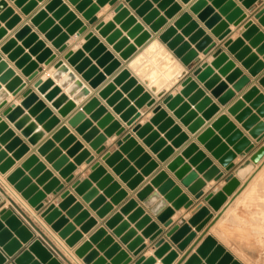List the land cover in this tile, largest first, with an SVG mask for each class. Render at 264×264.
Returning a JSON list of instances; mask_svg holds the SVG:
<instances>
[{"label": "water", "instance_id": "water-1", "mask_svg": "<svg viewBox=\"0 0 264 264\" xmlns=\"http://www.w3.org/2000/svg\"><path fill=\"white\" fill-rule=\"evenodd\" d=\"M18 7L22 8V12L26 15L36 7V2L30 0H14ZM30 1V2H29ZM75 9L82 14L88 21L89 25L95 24V30L106 38V42L114 45V50L122 51L120 57L127 60L135 51L133 46L128 47L127 40L122 38V30L131 29L129 37H139L138 42L146 41L151 37L149 31H144V26L137 23L136 16L131 14V11L125 6V3L135 10V13L142 17L144 22L149 25L150 30L154 33L159 32L167 23L169 19H174L171 26H168L161 34V39L168 43V47L175 51L177 57L181 58L185 66L191 65L196 61L198 52L197 50L204 51L207 55L210 50L215 46L212 40L205 36L202 29H198L197 22L191 21L192 17L189 12L182 11V6L174 0H151L158 4V10L165 12L161 16L158 10L152 9L151 2L146 0H98L96 5L92 0H68ZM187 4L190 0H181ZM243 5L250 9L253 7L257 0H240ZM115 6L116 16L113 22L107 24L103 22L97 23L95 16L99 10V6L108 3ZM210 2V4H209ZM7 3L5 0H0V21H6L8 27L19 20V17L13 15L10 8H6ZM47 11H52V18H48L46 11L37 12L32 18L31 22L38 26L39 30L46 33V38L53 41V46L64 52L67 46L64 44L68 39V34L74 35L76 32L82 34L87 30L81 19H78L76 14L70 11L68 5L63 4L62 0H50L46 6ZM188 10L200 21L207 30L218 40L223 41L230 34V23L238 26L245 18L244 11L237 7L234 0H196ZM178 15V16H177ZM177 18L175 19V17ZM256 18L264 25V8L257 14ZM54 19H59V26L54 25ZM115 23H123L121 30L115 28ZM66 27V32H62L61 28ZM246 31L242 34L243 38H253L251 44H262L259 51L264 52V34L259 32L258 27L252 22H247ZM182 29L183 35H190V41L184 42L182 35H177V30ZM6 35L5 29H0V39ZM24 40L23 47L17 46L18 40ZM86 44L82 50L76 52L68 51L64 54V59L76 67L79 73H82L85 80H89L90 85L97 87L102 82V76L99 75L98 69L91 66L90 61L84 58L83 51H90V57L97 59V66H106V72L114 71L121 64L114 59V56L107 51L106 47L101 44L93 32H88L85 35ZM199 42L196 49H192L190 43ZM29 54H24V47H29ZM224 46L228 51L234 55L235 59L242 62L243 66L250 69V73L256 76L264 68V64L256 63V57L250 55L248 47L244 46L242 39L232 41L227 39ZM0 51L8 55V59L15 61L16 67L23 69L22 73L27 77L28 81H33L37 78L38 64L31 62V54H39L37 60L49 66L57 58V54L52 52L51 49L46 48L43 41L38 40V36L32 33L30 26H23L14 36V38L6 41L0 46ZM213 60L211 63L203 62L199 67L195 68L192 76L187 77L183 84L182 90L176 95H170L164 99L166 107L174 113L181 123L188 126L191 133H196L198 129L204 124V118L212 117L217 111V104L213 103L212 98L206 94V90L210 91L214 97H218L219 101L225 104L232 96L231 92L227 91V82L239 79V87L248 82V79L242 75L240 69L236 68V62L230 58L227 52L222 48L215 50L212 53ZM55 72L50 78L43 80L37 78L34 81V88L38 92L45 95V99L52 103V107L59 110L62 116L68 113L75 107L76 102H81L85 97L90 94L88 88L84 86L81 80L77 79L76 75L70 71L68 65L64 60L59 59L54 63ZM215 70L217 73H215ZM222 77H226V82L222 81ZM125 88L133 89L132 97H139L137 105L142 107L144 104L151 106L155 100L152 96L144 92L142 86L138 85L134 78H130L127 71H122L117 81L128 80ZM60 81V85L55 86V82ZM203 84L200 87L199 83ZM258 83L264 87V74L258 79ZM2 85H5L4 87ZM27 83L22 78L16 75V72L9 68L8 62L0 54V173L6 174L7 171L14 165V159L8 157L7 150L16 148L21 145L18 138H13L14 134L8 129L6 119L11 122L14 127L20 131V134L28 140L32 145H36L45 133L44 128H50L58 120L52 115L50 109L46 108L44 103L33 90L27 88L23 93V100L19 104L13 102L11 105L6 106L9 92L13 96L20 93ZM66 93L62 94V88L68 87ZM206 89V90H205ZM113 91L111 86L105 87L100 93L103 97H109ZM74 95L73 100H69L68 96ZM257 98L254 105H262L259 113L264 115V96L259 94L258 89L253 87L249 90L245 98ZM120 98L119 94L113 95L108 103L113 105ZM126 102H121L115 110L119 113L126 107ZM194 106V109L191 107ZM242 107V102H237L229 111L232 114L237 113ZM93 114V119L100 117L106 113L105 109L100 106V102L96 98H92L83 108L81 112L76 113L70 124L77 127V131L83 135V138L91 143L92 148L97 154L104 151L103 143L106 140L103 136H98L99 130L93 127L92 120H86V113ZM40 113L34 119L33 117ZM155 116L152 119L154 122H161V128H170L168 134L174 137L173 145L180 147L188 140V136L182 133L174 121L168 117V114L160 106L154 109ZM199 113L203 115L198 117ZM250 110L246 109L241 112L237 119L243 121L245 117L249 116ZM140 114H137L134 109H128L124 112L121 118L131 125ZM36 117V116H35ZM134 117V118H131ZM46 121L44 127L40 123ZM112 124L107 130L108 133L117 132L120 135L124 128L120 126L117 121H113L112 116L107 114L102 120L103 124ZM258 123L256 116H251L244 124L243 127L250 130V135L256 139L257 143L264 139V122ZM150 125L139 126L136 125L133 131L139 137L144 139V142L151 147L154 153H158V159L165 161L172 153L171 148H164L165 141L160 139L157 132H153L146 136L151 130ZM216 131H219L216 134ZM68 135V129L65 127L59 128L53 135L52 140L58 141ZM13 139L9 146L3 149L2 144L7 140ZM223 139L225 142H223ZM198 142L202 143L205 149L218 160L221 166L230 171L234 167L233 160L237 154L243 152L250 153L255 144L252 143L243 133L236 128V126L229 122L226 115L219 116L210 127L206 128L197 136ZM75 138L69 136L62 143L65 147L74 143ZM233 146V150H229V146ZM53 147L52 141L45 142L40 148L39 152L46 155ZM83 148L82 144L76 143L74 147L65 155L62 156L59 150L52 151L46 159L53 163V167L60 171L61 177L65 182H60L58 179L53 178L50 172L44 174L32 183V177H37L40 173L45 171L44 165L38 162L35 156H30L28 160L22 165V169H30L34 166L29 176H25L23 171L18 169L8 176L7 180L14 188L21 193L22 197L27 200L28 204L36 211L40 212L41 217L45 223L49 225L58 236L62 238L69 247H74L75 244L82 238L80 232L76 231V225L83 223L82 229L88 231L96 222L90 218L88 211L83 210L81 204L76 203L75 196L71 194L70 190H65V185L70 184L71 188L76 194L82 197L83 201L90 204V207L98 209L104 203L106 197L111 198L113 205H119L128 195L126 190L122 189L117 181L111 174L107 173L106 169L100 162H96L92 166V172L88 177H80L74 180L73 171L75 164L69 163V155L78 153ZM26 148L20 147L18 154L22 153ZM133 149L130 157H139L137 165H144L149 163L145 171L155 169L158 167L156 162L152 161L148 154H145L141 147L137 146L135 139L131 134H126L123 138V143L119 150L110 153L107 152L103 155V160L110 167H115L114 171L121 174L127 167V162L122 161L123 154L128 150ZM264 156V147L258 148L251 155L250 159L254 163H258ZM84 158L86 163L90 164L94 160V156L90 155L87 151H83L79 156V161ZM187 161V162H186ZM166 168L174 174V177L194 196L199 200L204 196L203 188L207 181H218L224 173L220 168L213 164V161L207 156L205 152L199 149L195 143H189L182 148L177 156L166 164ZM134 175V170L128 169L121 178L126 182ZM200 175L201 178H200ZM140 178L135 177L128 182L131 189H135L139 184ZM47 183L42 190L38 189V185ZM96 183V186H93ZM240 181L233 174L227 176V181L222 190L218 193L210 192L204 196V200L214 210H218L226 200V196L231 195L239 186ZM156 188V191H154ZM100 190L103 195H100ZM53 193L54 196H60L58 205L51 203L44 207V200L46 194ZM163 197V199L161 198ZM138 198L143 202V205L148 208L151 213L157 217L158 221L165 227H168L172 220L170 218L174 215L176 210L181 208L189 209L194 205V201L188 196L187 193L182 191L179 184L170 178L165 170L158 172L150 181V186L144 187L138 193ZM1 201V200H0ZM168 203H171L170 207ZM72 207L69 211L68 209ZM112 209L110 204H106L98 212L100 217H104L108 210ZM63 211H68L67 215L74 217L72 223L68 222L67 217L62 216ZM133 211L129 220L140 219L136 228L141 229L145 227L143 235L150 236V241H155L163 234V229L159 228L156 223L152 222L149 215L144 214L143 208H139L134 200H129L120 212L115 213L110 217L105 225L113 230V233L120 237L123 244L127 245V249H123L119 242H115L111 235H108L104 227L99 228L89 239L84 242L80 247L75 250L84 264H131L133 256H138L145 248L146 245L142 244V237H136L135 230H128V222H122V215ZM213 217L208 206L199 202L194 206L193 212L186 223L176 224L171 227L166 236L177 245L179 250H184L189 242L195 237V232H191V227H195L196 231H201L203 227ZM128 230V231H127ZM205 235V234H204ZM203 235V236H204ZM27 243L26 248H22L23 244ZM96 245V248H93ZM154 254L148 258L143 256L139 257L135 264H157V259H161L160 264H172L179 256L176 249H173L171 244L160 238L154 243ZM100 252L104 254L101 256ZM132 255H130V253ZM12 258L13 264H62V262L54 255V253L44 244L42 240L35 237L32 230L19 218V216L11 208H2L0 210V264H5L7 257ZM108 260H111L109 263ZM204 261V262H203ZM184 264H241L234 256L228 252L222 245H220L211 235L205 236L202 244L196 249Z\"/></svg>", "mask_w": 264, "mask_h": 264}, {"label": "crops", "instance_id": "crops-1", "mask_svg": "<svg viewBox=\"0 0 264 264\" xmlns=\"http://www.w3.org/2000/svg\"><path fill=\"white\" fill-rule=\"evenodd\" d=\"M5 1L7 3L6 8L12 9L13 15L18 16L19 20L12 25L13 26L12 28L7 26V23L10 21V18L6 19V21H0V29L6 30V35L0 39V46H2L9 39L14 38L15 34L23 26L25 25L30 26L32 29V33H35L38 36V40L43 41L46 48L51 49L52 52L57 54L56 60L52 62L49 66H45L44 63H41L39 62V60H37V57L39 54H31L30 56L31 62L38 64L39 74L37 78H42L43 80L50 78L52 74L55 72L54 63L57 60L62 59L68 65L70 71H72L76 75L77 79L81 80L84 86L89 89L90 94L87 97H85L81 102H76L75 107L68 113V115L64 117L59 113V110L52 107L51 102H48L45 99V95L41 94L40 92L37 91L36 88H34L33 84L37 78L33 81H28L27 77L22 73L23 69L16 67L15 61L9 60L8 55L3 54L0 51V54L2 55V57L8 62L9 68H12L16 72V75L20 76L22 80L27 83L26 87L16 96H13L12 92H9V96L6 100L7 101L6 106L11 105L13 102H15V104H19L21 100H23L22 93L27 88H33V90L36 92V94L40 98V101L44 103L46 108L51 110L52 115L56 117L58 120V123H56V125L50 128H47V127L44 128L45 129L44 137L36 145H32L30 142H28L27 139H25L20 134V131H18L14 127V125L6 119V122L8 123V126H9L8 129L11 130L14 134L13 138H18L21 142V145L16 148L7 150V146L10 145L13 139H9L6 141V143L2 144V148L3 149L6 148L7 150L8 157H12L14 159V165L7 171V173L5 174V178H3V175L0 173V177H1L0 178V198H1L0 210L2 208L13 209L14 212L19 216V218L32 230L35 237L42 240L44 244L62 262V264H84L82 260L78 256H76L75 250L78 247H80L84 242L88 241V239L101 227H104L108 235H111L114 238L115 242H119L123 249L128 250L127 245L121 242L120 237L116 236L113 233V230L108 228L105 225V222L110 217H112L115 213L120 212V209L122 208V206H124L129 200L136 201L138 204V207L143 208L144 214L149 215L152 218V222L156 223L158 227L163 229L164 231L161 236H159L155 241L151 242L150 236L143 235V231L145 230V227H142L141 229L136 228V225L138 224L140 219H136L133 221L129 220V217L132 215L133 211L123 214L122 222H128V226H129L128 230H135L136 237H142L143 239L142 244L146 245V248L138 256H133V262L131 264H135V261L141 256L145 258L153 256L154 250H155L154 243L160 238H164L165 241L169 242L172 248L176 249L179 253L178 258L172 264H184L186 260L192 254L196 252V249L202 244L205 236L207 235H211L220 245H222L228 252H230L234 256V258L238 260L241 264L264 263V156L258 163H254L250 159L253 152H255L260 147H264V139L261 142L257 143L256 139H254L250 135V130H247L243 127V124L251 116H256L258 118V123L256 124V126L264 122V115L258 112L262 105H254L257 95L254 97L245 98L249 90L253 87L257 88L259 94L264 96V87H262L258 83V79L264 74V68L262 69V71H260L258 75L253 76L250 73V69L243 66L242 62L235 59L234 55L231 54L228 51V49L224 46V42L227 39L235 41L240 38L244 42V46L249 48L250 55H254L256 57V63L264 64V52L259 51V48L261 47L262 44L258 43V44L253 45L251 44L253 38L250 37L247 39V38L242 37V34L246 31L245 25L247 22H252L254 25L258 27L259 32L264 34V25H262L259 22V20L256 18V14L262 8H264V0H257L256 3H254L253 7L250 9L246 8L243 5L242 1L234 0L237 4V7L241 8L244 11V13L246 14V18L238 26H234L233 24L230 23L229 28L231 32L227 36V38L223 41H218L211 34V32L207 30L206 27L200 21H198V19H196V17L188 10V8L196 0H190L187 4L183 3L181 0H174L175 2H177L178 4L182 6V11L179 13V15L184 12H189V14L192 17L191 21L197 22L198 29H202L205 33V36H208L212 40V43H215V46L210 50V52L207 55L204 53V51L197 50V46L199 45L198 41H196L195 43H190L191 48L197 50L198 56H197L196 61L193 62L189 66H185L181 58L176 56L175 51L171 50L168 47V43H166L165 41L161 39L162 32H164V30L168 26L172 25V22H174V19H169L168 23L159 32L154 33L150 30L149 25L144 22L143 18L138 16L135 13V10H133L128 5V3H125L124 0H119V2L123 1L125 6L131 11V14L136 16L137 23H140L144 26V31H149L151 33V37L148 40L138 42L137 41L139 38L138 36L134 38L129 37L128 34L131 29L122 30V38H125L127 40V44H128L127 46L128 47L133 46L135 48V51L131 54V56L127 60H124L122 57H120V54L122 51H119V52L115 51L113 49L114 45L108 44L106 42V38L102 37L98 33V31L95 30L96 23L93 25H89L88 21L82 16L80 12H78L75 9V6L72 5L68 0H62L63 4L68 5L70 11L74 12L78 19L82 20L84 25L87 26V30L80 35L78 34V32H76L74 35L68 34V39L64 43L67 46V48L64 52H59V50L53 46V41H50L48 38H46V33L41 32L38 29L39 27L34 25L31 22V18L37 12L41 10L47 12L48 18H52L53 12L46 10V6L50 2V0H30V1L36 2V7L28 15L22 12V8L18 7L15 4L14 0H5ZM97 1L98 0H92V3L96 5ZM146 1L151 2L152 9L158 10L157 3L152 2L151 0H146ZM158 12L160 13L161 16H164L165 14V12L162 10L160 11L158 10ZM2 14H3V11L0 12V16ZM95 16L97 17V23L103 22L107 24L109 22H113V18L116 16L115 6H111L109 2L103 6L100 5L99 10L97 11ZM177 16L175 17V19L177 18ZM59 22H60L59 19H54L55 26H59ZM122 24L123 23H115V28L120 29ZM61 30L62 32L65 33L67 28L62 27ZM88 32H93L94 36L98 38L99 42L103 44L106 47L107 51L110 52L114 56V59L120 62L121 64L114 71L106 72L107 65L104 67L97 66V59L90 57L91 50L83 51L84 58L88 59L90 61L91 66L96 67L99 72L98 74L102 76V82L97 87L91 86L90 85L91 81L85 80L83 78L82 73H79L76 70L75 66L71 65L68 62V60L64 59V54L66 52L68 51L76 52L78 50H82L83 46L86 44V40L84 38ZM177 35H182L184 38V42L190 41V35L189 36L183 35L182 29L177 30ZM24 40L25 39L18 40L17 46L23 47ZM156 40L159 41L161 46L164 48L163 52L165 54H163V56L158 55L159 57L157 56V54H154V55L150 54L148 56L147 55L144 56L143 53H145L146 49ZM32 47L33 45H29V47H24V54H29L30 49ZM219 48H222L225 52H227L230 58H232L236 62V68L241 70L242 75L248 79V82L240 87L238 85L239 79L227 82V91L231 92L232 96L225 104L220 102L218 97H214L210 91L205 89L206 94L212 98L213 103L217 104L218 111L209 119L204 118V124L198 129V131L196 133H191L188 130V126L181 123V121L178 118H176V116H174V113L166 107V105L164 104V99L170 95L178 94L183 88L182 84L184 80L187 77L192 76L194 69L199 67L203 62L211 63V61L213 60L212 53ZM167 52L169 53V55L171 54V56L174 58L175 64H180L182 66V71L180 70V71L172 72V75L170 77L171 79L169 78L170 81L166 79L168 77L165 78L161 76L162 72L164 73L165 71L166 73V71L169 70V68L166 67L167 61L166 63H164L165 60H167L165 58L166 57L165 55H168ZM145 57H147L148 59ZM151 59L154 61H152ZM149 61L150 62L152 61V62L150 63ZM163 63L165 65L164 68L162 67L164 66ZM50 69H51L50 71L51 75H46L47 77H45L44 73ZM123 70L127 71L130 78H134L137 84L143 87L144 92H147L152 96L155 102L151 106H149L147 103L144 104L142 107L137 105L139 97H132L131 94L133 92V89L125 88L129 79L125 81H117L119 74ZM215 73H217L216 70H215ZM222 81L226 82V77H222ZM198 83L200 87H203L202 83L200 82ZM58 85H59V81H56L55 86H58ZM147 85L150 86L151 89H149ZM2 86L4 87L5 85H2ZM107 86H111L113 88V91L111 95H109V97L106 98V97L101 96L100 93ZM154 86L156 87V91L152 89V87ZM68 88H69V85L66 88H62L61 90L62 94H65ZM115 94H119L120 98L116 103L111 105L108 103V100ZM73 98H74V95L68 96V99L70 101L73 100ZM92 98H96L100 102V106L103 107L106 111L104 115L100 117H96V119H93L92 117L95 111L91 114L86 113L85 115L86 120H92L93 127L98 128L99 130L98 136H103L106 139L103 143V146L105 149L101 154H97L96 151L92 148L91 143L87 142L83 138V135H81L77 131V127H73L70 124L72 117L76 113L81 112L82 108ZM123 101H125L127 105L124 110L118 113L115 110V108ZM237 102H242V107L239 109V111H237V113L235 114L230 113L229 110ZM157 106H160L163 110H165L166 113L168 114V117L174 121V125H177L180 128L181 132L185 133L188 136V140L184 142L180 147H176L175 145H173L175 138L168 135L171 131V127L161 128L162 126L161 122L152 121V119L155 116L154 109ZM131 108L134 109V111H136L137 114H140V116L137 119H135V121L131 125H127V123L121 118V116L124 112H126V110L131 109ZM191 108L194 109V106H192ZM246 109L250 110L249 116L247 115L243 121H239L237 119V116L241 112L245 111ZM39 114L40 113H37L35 115L36 117L34 116L33 118L36 119L39 116ZM107 114L112 116L113 121H117L120 124V126L124 128V131L120 135H118L117 132L108 133L107 130L110 128L112 121L107 124L102 123V120ZM0 115H1V110H0ZM202 115L203 113H199L198 117L201 118ZM222 115H226L229 119V122L233 123L236 126V128L239 129L243 133L245 137H247L252 143L255 144L254 149L250 153L246 154L243 152L242 154H237V157L233 160L234 167L230 171H226L221 166V164L218 162V160L215 159L211 155V153L205 149L204 145L198 142L197 140V136L202 131H204L206 128L210 127L211 124L214 121H216L219 116H222ZM131 118H134V117H131ZM45 124H46V121H43L42 123H40V126L44 127ZM136 125H139V126L150 125L151 131L146 136H149L153 132H157L159 136V140L162 139L165 141L164 148H171L173 153L165 161L163 162L160 161L158 159V153H154L151 150V147L144 142V139L136 135V133L133 131V128ZM62 127H65L68 129V135L58 141L53 142L52 140L53 135L57 132L59 128H62ZM218 132L219 131H216V134H218ZM126 134H131V136L135 139L137 146L141 147L143 152L145 154H148L151 160L156 162V164H158V167H156L155 169H150L148 171H145L146 167L148 166L150 162L144 165H140V166L137 165L139 157H132V158L130 157L133 149L128 150V152L123 154L122 161L127 162V167L126 169H124V171H122L121 174H118L114 171L115 167H110L108 164H106V162L102 158L103 155L107 152L112 153L115 150H119L120 146L123 143V138ZM69 136H73L75 138V142L66 146V148L62 147L61 146L62 143ZM47 141H52L53 147L51 151H49L46 155H42L39 152V148ZM192 142H195L199 146V149L205 152L207 156L213 161V164L217 165L220 168V170L224 173V176L220 180L218 181L212 180V181L206 182V185L203 188L204 196H206L210 192H213L215 194L220 192L223 186H225L226 184L227 176H229L230 174H233L240 181L239 186L235 189V191L231 195L226 196V200L224 201V203L221 205V207L218 210H214L212 207H210L208 203L204 200V196L199 200L195 199L194 196L188 191V189H186L174 177V174L166 168V164L170 160H172L175 156H177L182 148H184L186 145ZM223 142H225L224 139H223ZM76 143L82 144L83 148L78 153H74V155H69L68 157L69 163L75 164L76 166L75 170L72 173L74 176L73 181L79 179L80 177H85V178L88 177V175L92 172L93 164L96 162H100L106 169L107 173L113 176L114 181H117L120 184L121 188L126 190V192H128V195L119 205H113L111 203V198L106 197L101 207H99L98 209H94L90 207V204L84 202L81 196H79L78 194L74 192V190L71 188V185H70L71 183L66 184L65 190H70L71 194L75 196L76 203L81 204L83 207V210L88 211L90 218L96 222L94 226L89 227L90 229H88V231H85L82 229L83 223L80 225H76V231L80 232V234L82 235V238L75 244L74 247H69L58 236V234L54 232V230H52V228L45 223L44 219L40 215V212H36L28 204L27 200H25L22 197L21 193H19L14 188V185L8 182L7 178L9 175H11L13 172H15L18 169L22 170L25 176H29L30 172L33 169H35L36 166L30 169L23 170L22 165L28 160L30 156H35L38 159V162L44 165L45 171L37 175V177H32L33 184H35L36 181L44 174V172H47V171L52 174L53 178L58 179L60 182H65V180L60 175V171L56 170L53 167V163L49 162L46 159V157L54 150H59L61 152V155L65 156L74 147ZM22 146H24L26 149L22 153L18 154V150ZM229 150L232 151L233 146L230 145ZM83 151H87L90 155L95 157L94 160L90 164H87L86 159L84 158H82L79 161V156ZM128 169L134 170V175L131 179H128V181L125 182L121 178V176ZM161 170H165L168 173L169 177L174 179L176 184H179L181 186L182 191L184 193H187L188 196H190V198L194 201V205L190 207L189 209H185L183 207L180 210H176L174 215L170 218V220H172V223L168 227H165L162 223H160L157 217H155L151 213V211L143 205V202L138 198V193L140 192V190H142L146 186H150V181L152 180V178H154V176ZM242 171L245 173L243 176L241 175ZM201 176L202 175H200V178ZM135 177H139L140 181H139L138 186L135 189H131L128 186V182L134 179ZM3 179L6 181H4ZM46 184L47 183H44V185L43 184L38 185V189L42 190ZM93 186L95 187L96 183H93ZM154 191H156V188H154ZM100 195H103L102 190H100ZM161 198L163 199V197ZM59 201H60L59 195L54 196L53 193H48L46 194V198L43 201L44 207H47L51 203L58 205ZM199 202H202L204 205L208 206L213 217L203 227L201 231H196L195 227H191V232H195L196 234L195 237L189 242V244L186 246L184 250H179L177 245L174 244L166 236V232L174 225L185 222L186 219L191 216L194 206L198 204ZM106 204H110L112 206V209L108 210V212L105 214L104 217H100L98 212ZM170 204L171 203H168L169 207L171 206ZM71 208L72 207H70L68 211ZM68 211H63L62 216L67 217L68 222L72 223L74 221V218H76L78 215H74V217L68 216L67 215ZM217 234H219V236ZM57 237L60 240H58ZM61 241L63 242L60 243ZM22 246H23L22 247L23 249L26 248L27 243H24ZM93 248H96V245H93ZM150 249L153 250V253L149 255L146 254V252H148ZM256 250H258L257 251L258 255L256 257H253L255 259H252L251 253L252 252L254 253ZM129 253L130 255H132L131 252ZM103 254H104L103 252H100L101 256ZM254 254H256V252ZM6 257L8 259L5 264H13L12 258L8 256ZM245 258H248L249 260L246 261ZM110 261L111 260H108L107 262L109 263ZM160 262H161V259H157L156 263L160 264Z\"/></svg>", "mask_w": 264, "mask_h": 264}, {"label": "bare ground", "instance_id": "bare-ground-1", "mask_svg": "<svg viewBox=\"0 0 264 264\" xmlns=\"http://www.w3.org/2000/svg\"><path fill=\"white\" fill-rule=\"evenodd\" d=\"M109 17V16H108ZM163 47L161 46V44L159 43V41H155V42H153L147 49H146V52L145 53H143L144 54V56H148V55H150V54H152V55H154V54H157V56L159 55V56H163V54H165L164 52H163ZM168 53V52H167ZM151 55V56H152ZM139 56V55H138ZM158 56V57H159ZM166 56V57H165ZM164 57L167 59V60H165V62L164 63H166V61H167V64H166V67H168L169 68V70L168 71H166V73H165V71H164V73L162 74L160 71V73H161V76L162 77H168V78H166L167 80H169V78L171 77V75H172V72L173 71H182V66L180 65V64H175L174 63V58L171 56V54L169 55V53H168V55H165ZM154 57V56H153ZM145 58H147V57H145ZM150 58H152V57H150ZM209 58V57H208ZM212 58V57H211ZM210 58V59H211ZM148 59V58H147ZM157 59V58H156ZM150 60V59H149ZM152 60V59H151ZM139 61H140V59H139ZM152 61H154V60H152ZM151 61V62H152ZM138 62V61H137ZM150 62V61H149ZM150 62V63H151ZM135 63H136V61H135ZM156 63V62H155ZM164 63H163V65H164ZM159 64V63H158ZM135 65V64H134ZM153 65H155V64H153ZM141 67V66H140ZM163 68L165 67V65L164 66H162ZM139 68V67H138ZM158 68V67H157ZM161 69V68H160ZM153 70V69H152ZM50 71H51V69L50 70H47L44 74H45V77H47L46 75H51L50 74ZM163 71V70H162ZM158 72V73H159ZM148 74V73H147ZM139 75V74H138ZM164 75V76H163ZM142 76V75H141ZM145 77V76H144ZM159 77V76H158ZM146 79V78H145ZM144 79V80H145ZM148 79V78H147ZM160 79V78H159ZM171 79V78H170ZM143 80V81H144ZM158 80V79H157ZM156 80V81H157ZM170 81V80H169ZM145 82V81H144ZM154 82V81H153ZM150 83V82H149ZM155 83V82H154ZM152 84V83H151ZM59 85H60V81H59ZM145 85H146V83H145ZM147 87L149 88V89H151L150 88V86H148L147 85ZM152 89L154 90V91H156V87L154 86V87H152ZM161 90V89H160ZM160 92V91H159ZM155 93V92H154ZM263 167V166H262ZM255 170V169H254ZM245 173L242 171L241 172V175L243 176ZM3 175V174H2ZM1 178V177H0ZM3 178H5V174L3 175ZM4 180V179H3ZM253 180V179H252ZM4 181H6V180H4ZM246 199V198H245ZM0 200H1V198H0ZM233 208V207H232ZM231 211H233V210H231ZM177 217V216H176ZM222 220V219H221ZM225 222V221H224ZM220 223V222H219ZM223 223V222H222ZM216 227V226H215ZM53 230V229H52ZM55 232V231H54ZM57 233V232H56ZM58 234V233H57ZM215 234V233H214ZM218 236H219V234H217ZM57 236V235H56ZM221 237H222V235H221ZM58 238V237H57ZM224 238V237H223ZM62 239V238H61ZM228 239V238H227ZM58 240H60L59 238H58ZM63 240V239H62ZM64 241V240H63ZM63 241H61L60 243H62ZM65 242V241H64ZM66 243V242H65ZM225 243H226V241H225ZM228 245V244H227ZM153 253V250H149L148 252H146V254H152Z\"/></svg>", "mask_w": 264, "mask_h": 264}, {"label": "rangeland", "instance_id": "rangeland-1", "mask_svg": "<svg viewBox=\"0 0 264 264\" xmlns=\"http://www.w3.org/2000/svg\"><path fill=\"white\" fill-rule=\"evenodd\" d=\"M257 251H258V250L255 251L256 254H254L255 252H254V253H253V252L251 253V256H252L251 258H252V259H255V258H253V257H256V256L258 255V254H257ZM241 256H243V255H241ZM245 260L248 261L249 259H248V258H245ZM260 264H264V263H260Z\"/></svg>", "mask_w": 264, "mask_h": 264}, {"label": "clouds", "instance_id": "clouds-1", "mask_svg": "<svg viewBox=\"0 0 264 264\" xmlns=\"http://www.w3.org/2000/svg\"><path fill=\"white\" fill-rule=\"evenodd\" d=\"M18 11V10H17Z\"/></svg>", "mask_w": 264, "mask_h": 264}]
</instances>
